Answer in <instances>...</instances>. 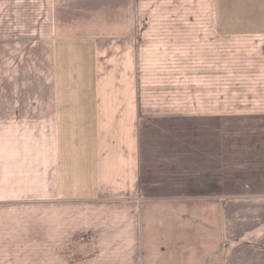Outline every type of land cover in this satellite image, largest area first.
Listing matches in <instances>:
<instances>
[{
	"label": "crops",
	"instance_id": "0c3cea01",
	"mask_svg": "<svg viewBox=\"0 0 264 264\" xmlns=\"http://www.w3.org/2000/svg\"><path fill=\"white\" fill-rule=\"evenodd\" d=\"M0 264H264V0H0Z\"/></svg>",
	"mask_w": 264,
	"mask_h": 264
},
{
	"label": "rangeland",
	"instance_id": "374dc122",
	"mask_svg": "<svg viewBox=\"0 0 264 264\" xmlns=\"http://www.w3.org/2000/svg\"><path fill=\"white\" fill-rule=\"evenodd\" d=\"M190 45L192 46V48L199 49V35H198L197 30H195L194 33L192 34V39H191ZM137 55L138 56L140 55L139 49H137Z\"/></svg>",
	"mask_w": 264,
	"mask_h": 264
}]
</instances>
